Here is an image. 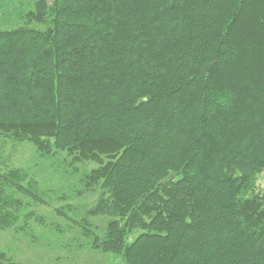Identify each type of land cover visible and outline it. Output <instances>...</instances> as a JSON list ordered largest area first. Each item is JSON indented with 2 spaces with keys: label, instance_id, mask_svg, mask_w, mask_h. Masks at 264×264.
I'll return each instance as SVG.
<instances>
[{
  "label": "trees",
  "instance_id": "obj_1",
  "mask_svg": "<svg viewBox=\"0 0 264 264\" xmlns=\"http://www.w3.org/2000/svg\"><path fill=\"white\" fill-rule=\"evenodd\" d=\"M25 16L0 28V137L96 165L91 213L109 220L92 246L264 264V0H33ZM22 177L0 170V231L40 201Z\"/></svg>",
  "mask_w": 264,
  "mask_h": 264
},
{
  "label": "rangeland",
  "instance_id": "obj_2",
  "mask_svg": "<svg viewBox=\"0 0 264 264\" xmlns=\"http://www.w3.org/2000/svg\"><path fill=\"white\" fill-rule=\"evenodd\" d=\"M32 4L0 0V28L24 25ZM72 161L62 154L39 158L32 144L0 137V170L19 169L23 185L40 199H28L26 222L23 216L16 227L0 231L2 264H125L93 247V235L104 234L109 217L91 213L97 190L87 189L84 179L96 165ZM257 184L264 187V172Z\"/></svg>",
  "mask_w": 264,
  "mask_h": 264
}]
</instances>
